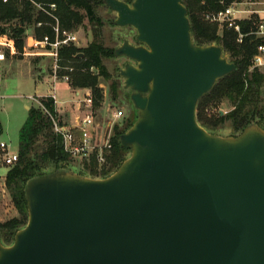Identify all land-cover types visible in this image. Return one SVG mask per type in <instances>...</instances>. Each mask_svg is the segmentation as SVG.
I'll use <instances>...</instances> for the list:
<instances>
[{"label": "water", "instance_id": "water-1", "mask_svg": "<svg viewBox=\"0 0 264 264\" xmlns=\"http://www.w3.org/2000/svg\"><path fill=\"white\" fill-rule=\"evenodd\" d=\"M103 4L136 32L113 52L136 111L119 135L130 153L106 177L61 166L29 178L28 221L0 238V264H264V127L220 135L198 121L239 65L195 41L183 0Z\"/></svg>", "mask_w": 264, "mask_h": 264}, {"label": "trees", "instance_id": "trees-1", "mask_svg": "<svg viewBox=\"0 0 264 264\" xmlns=\"http://www.w3.org/2000/svg\"><path fill=\"white\" fill-rule=\"evenodd\" d=\"M61 25L69 30L86 27V20L92 26L95 37L103 25L102 18L97 15V7L103 0H56ZM131 2L132 0H126ZM234 1L241 0H183L188 8L192 26V35L200 44L218 43L230 59L239 65L231 74L219 79L214 88L204 95L198 104V121L209 131H215L227 122L235 133L241 132L252 120L264 127V69L252 68L253 57L261 43L251 32L257 29L258 17L238 21L240 31L245 34L241 43L237 38L239 32L226 25L210 22L203 16L207 11H218ZM44 13H38L30 0H0V36L4 35L15 40V54L20 58L25 48L27 31L34 27L37 37L50 33L48 25L36 27L39 20L47 21ZM15 22L14 27L7 29L4 23ZM0 37V38H1ZM114 49L107 47L96 38L85 45H70L62 48L64 62H74L78 71L73 74L72 85L88 87L94 96V108L102 106L104 100L101 79L110 80L112 77L104 63L105 58L114 57ZM83 54L82 56L80 54ZM97 69L98 73L90 70ZM82 68H86L85 71ZM119 74L111 81V94L114 100L120 97ZM53 116H58L61 123L65 119L57 111L52 98L42 99ZM228 102L230 110L223 114L220 110L208 113L209 106H216ZM133 116L124 118L121 124H116L111 138L112 148L107 154L106 162L100 166L96 154L80 160L82 174L93 177H106L113 173L126 159L130 150L119 140V135L125 132L135 121ZM3 125L0 120V135ZM18 160L10 167L6 175V185L12 199L20 212V216L0 222V238L5 243H12L16 231L26 225L28 221L27 201L25 198V184L27 180L37 174L47 172L49 167L67 166L73 160L65 150L63 137L54 130V123L50 115L40 106H30L28 116L20 129Z\"/></svg>", "mask_w": 264, "mask_h": 264}, {"label": "rangeland", "instance_id": "rangeland-1", "mask_svg": "<svg viewBox=\"0 0 264 264\" xmlns=\"http://www.w3.org/2000/svg\"><path fill=\"white\" fill-rule=\"evenodd\" d=\"M247 1L250 2L254 0H246V2ZM258 1L260 2L263 0ZM248 4V7L254 8L263 5H254V3ZM97 15L102 18L103 25L100 27L99 33L96 37L93 33L92 26L88 24L87 20L86 27H80L77 30H73L80 37L81 46L94 40L95 38L105 46L112 48L121 44L123 38H128L132 41L134 40L136 33L135 30L132 27L120 28L114 25L113 22L116 18V13L111 11L107 5L100 4L97 7ZM246 15L241 14V16ZM14 25L15 22L3 24V26L7 29L14 27ZM221 27L223 26L220 25V28ZM34 33V27L27 31L24 53L21 58L15 54V40L6 35L3 37L0 36V50L5 52L6 60L4 61L7 63V67L3 70V82L1 85L2 98H0V120L3 125V132L0 135V222H5L13 217L20 216V212L16 207L11 193L6 185V175L12 165H8L5 162V156L7 153H18L20 129L28 116V109L32 105L38 106L37 101L31 99L30 96L47 93V86L37 85L33 79L38 78L39 80L47 81V75L54 63V58L48 51L33 48L30 45L32 41L29 39V36L32 34L34 35ZM125 61L126 60L124 58L116 57L104 59V63L112 77L110 80L106 81L105 79H101L100 81V86L103 88L104 93V100L102 103L103 109L99 107L95 109V113L97 118L96 121L103 124L102 128L113 121L112 113L114 109L120 108L124 111V117L119 120L117 124H121L125 117L133 116L136 113L129 99V92L124 89L123 80L120 77L118 78L121 85L120 97L114 100L111 94V81L118 76L119 68L124 65ZM18 70L23 73L24 77L18 73ZM20 76L25 79H20ZM65 84L66 83L59 82L57 85L59 100H63L64 104H66V107L62 109L59 114L63 116L65 121H68L72 113L71 109L76 111L75 109L77 103L72 102L75 101V98L73 97L72 92L67 89ZM61 105L62 104H60L59 107ZM230 107L231 105L228 102H222L216 106H209L207 112L214 113L220 110L223 114H225L230 110ZM81 113L82 109L76 112L77 115ZM211 132L220 135H237L239 133L234 132L229 122ZM1 142L6 143L8 146L2 148ZM80 160L81 159L73 158L72 161L67 163V166L77 172H80L83 170L79 164ZM52 169L53 167H49L46 171H50Z\"/></svg>", "mask_w": 264, "mask_h": 264}, {"label": "built area", "instance_id": "built-area-1", "mask_svg": "<svg viewBox=\"0 0 264 264\" xmlns=\"http://www.w3.org/2000/svg\"><path fill=\"white\" fill-rule=\"evenodd\" d=\"M7 1V0H4ZM35 10L38 13H44L48 18L47 21L39 20L36 22V27H42L48 25L51 29L50 33L37 37L36 34L30 35L33 48L43 49L50 53L54 58V63L49 71L47 78L49 80V87L47 93L35 94L30 96L31 99L36 100L38 106H40L45 113L50 115L54 123V130L56 133L63 137V143L65 150L70 153L73 158L84 159L89 158L92 154H96L97 161L102 166L107 160V154L112 148L111 138L113 136L115 125L119 120L124 117V111L120 108L114 109L112 116L113 121L105 125L96 121V113L94 108V96L90 88L77 87L76 103L78 110L82 109V113L75 117V120L71 123L65 121L61 123L58 116H53L48 108L43 103V98H52L57 111H61L60 104H64V101L59 100L57 85L59 82L66 84L72 83V77L75 72L78 71V67L74 62L66 63L62 58L61 50L65 46L81 45V39L76 32L64 28L61 25L60 16L58 14V3L56 0H30ZM256 3V1H250ZM249 1L246 0L234 1L227 5L225 8L218 11H207L204 13V18L210 22L218 23L221 26L226 25L228 28H234L239 32L238 42L241 43L245 34L240 30L238 21L256 15L258 17L257 29L251 33L261 39V43L258 45L257 52L253 57L252 68L264 69V7L253 8L248 7ZM241 14L246 16H241ZM6 59V54L0 50V98L1 85L3 82V66L2 62ZM83 71L86 68H82ZM91 71L98 73L94 67L90 68ZM110 106V104H109ZM109 108V107H108ZM2 148L8 145L1 142ZM18 160V153H7L5 156V162L8 165H13Z\"/></svg>", "mask_w": 264, "mask_h": 264}, {"label": "crops", "instance_id": "crops-1", "mask_svg": "<svg viewBox=\"0 0 264 264\" xmlns=\"http://www.w3.org/2000/svg\"><path fill=\"white\" fill-rule=\"evenodd\" d=\"M254 1H256V3H254V5H261V4H263V5H261V6H258L257 8H263L264 7V0L263 1H258V0H254ZM251 3V2H250ZM250 5H252V4H250ZM248 6H249V4H248ZM254 8V7H253ZM6 60V59H5ZM2 65H3V70H4V68H6L7 67V63H6V61H3L2 62ZM18 73L19 74H21V76H23L24 77V75H23V73L20 71V70H18ZM20 76V79H25V78H22ZM33 81L35 82V84H37V85H46L47 86V89H48V87H49V80H45V81H42V80H39L38 78L37 79H33ZM66 85V87H67V89H69L71 92H72V95H73V97L75 98L74 100H76V94H75V91H76V88L77 87H75V86H73L72 84H65ZM72 102H76V101H72ZM72 102H69V103H72ZM66 104H63V105H61V110L62 109H64L66 106H65ZM100 108H102L103 109V105L100 107ZM78 108H77V104H76V111H74L73 109H71L72 111V113H71V116H70V119L68 120V121H66V122H68V123H71V122H73L74 120H75V117L77 116V114H76V112L78 111L77 110Z\"/></svg>", "mask_w": 264, "mask_h": 264}]
</instances>
